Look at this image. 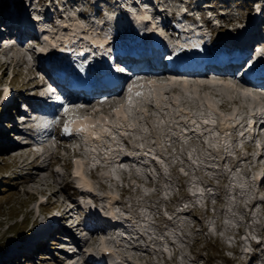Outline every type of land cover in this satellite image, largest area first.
<instances>
[{"label":"rangeland","instance_id":"obj_1","mask_svg":"<svg viewBox=\"0 0 264 264\" xmlns=\"http://www.w3.org/2000/svg\"><path fill=\"white\" fill-rule=\"evenodd\" d=\"M259 1L262 3L263 0ZM32 2L35 12L37 9L34 6L37 0H29V3ZM212 3L214 6L211 8L212 12L216 14L219 13L222 5L228 7L229 12L234 11L235 7L242 11V17L237 15L239 10L233 14V18L238 19L232 21L235 22L234 28L239 26V20L246 19L249 0H214ZM74 10L72 9L76 12V16L72 15L76 17L75 20L67 14L55 13L58 21L52 24L48 22L50 32L48 30L44 32L40 28L45 34L43 36L47 34L46 37L49 38V41L45 40L41 45L40 51L54 47L58 39L61 42L65 37L73 43L69 56L74 63H80L85 55L80 49L88 47L87 51L94 50L96 46L92 40H96L101 35H108L111 29L103 25V20L99 22L96 19V22H89ZM135 15L138 18L142 14L135 13ZM19 16H21L20 12ZM251 21V26L255 24L257 28L260 27L256 20ZM133 28L136 27L132 25L127 32ZM203 32L207 33L199 27L196 33ZM192 35L193 33L183 34L179 43L185 45ZM240 35L241 32L230 31L227 37L229 40H235ZM109 39L105 43H108ZM115 39L116 35L112 40ZM9 42L14 43V41ZM207 43L213 49L216 48L212 42L207 41ZM20 48L27 52V44H21ZM0 51V119L2 120L8 117L9 113L2 111L5 110L2 102H9L13 97L21 99L27 97L38 81L35 84H28L30 77L37 74L32 64L19 65L14 59L16 52L10 51L9 47L1 46ZM32 53L27 52L29 56L34 57ZM164 78L148 79L145 74L136 78L138 80L134 89L139 98L134 105L131 104L128 113L125 104L113 106L115 114L105 107L102 109L105 112H102L97 100L76 104L82 107L89 105L95 109L87 114L77 113L78 115H73V118L70 116L65 121L63 129L70 132L71 136L66 134L65 137H58L48 144L51 150L59 142L65 146V149H57V153L60 152L61 156L59 169L63 174L59 179H64L66 183L72 180L78 185L81 182L79 186L84 205L95 209L97 215L101 216L99 224L105 225L109 230V232L99 230L93 233L101 239V242L96 244L91 235L89 239L87 237L82 239L84 248L79 255L78 264H94L92 260H98L102 264H192L195 262L196 264H264V241L261 245L252 242V238L257 237L258 234H262L261 237L264 239V149L258 148V151H252L247 149V144L241 140L243 150L238 151L235 141L238 131L232 128L234 119L240 120L252 114L251 110L253 107H258L257 103L248 98L242 101L238 89L244 85L233 80H224L220 77L212 79L213 76L203 75L202 80L191 78L184 89L186 91L181 89L171 91L166 90V87L174 85L172 79L168 76ZM177 80H179L177 85L181 87L183 84L180 82H183L184 78L177 77ZM205 81L212 82L217 89L200 88V82ZM158 82L163 85L165 92L155 89ZM224 88L226 91L220 93ZM250 93L257 94L258 96L252 94L257 100H263V94L258 90L251 89ZM96 109L100 112H95ZM104 114L109 117L103 116ZM79 118L93 120L95 126L103 129V132L97 130L96 137L85 135V131H81L79 127L75 128ZM104 120L108 122L105 127ZM204 120H207L206 124L208 121L212 122L211 133L207 132L209 128ZM193 121H197L199 127L203 126L196 136L192 137L190 131L191 134L187 138L185 135L187 141L185 144L175 141L176 139L173 141L175 143L170 141L168 133L172 128L180 131L179 128L183 125L191 130L190 123H195ZM11 122L13 121L10 120ZM5 125L4 122L1 125L4 131L7 130ZM104 130H107L106 134ZM6 132L8 133V130ZM112 134H116L114 138ZM258 141L261 142V138H258ZM209 142L216 145L217 149L212 148ZM106 144H116L117 154L121 157L130 156L133 150H140L141 153L142 148L149 146L152 151L160 152L159 161L164 166L161 167L158 161L150 159L149 156H147L149 158L147 160H151L149 163L145 160L137 162L129 159L127 164L124 161L119 163L137 166L143 172L142 178L132 176V180H111L108 175L113 169L110 170V167L95 169L98 162H104V156L100 151L106 150L104 149ZM5 147L0 143V264H60L62 261L58 258L61 253L56 251V243H53L56 242L54 235L48 238V246H52L51 249L46 246L44 248L43 252L49 253L46 257L30 256L27 250L31 244L26 240H29L33 231L40 232L50 225L48 224L50 220L54 219L58 222L56 216L44 217L45 212L57 207L54 201L62 194L71 201V191L63 189L64 193L60 192L52 199L50 193L58 185L55 181L58 177L52 175V166H46L44 169L33 168V164H28L20 157L10 154L9 150L4 149ZM139 147L141 149H138ZM19 148L28 152L26 147ZM43 148L46 149L48 146L44 145ZM77 148L82 151L79 157L73 155L74 149ZM227 153L234 154L235 160L226 157ZM225 158L227 160L224 162ZM41 160L36 163L41 164ZM79 164L81 170L76 174L75 169ZM40 172L48 179L45 184L36 177ZM120 173L119 178L125 175ZM229 175H231L230 182ZM237 185L241 191L236 189ZM189 191H199L203 195L192 197ZM219 193L221 195H218ZM48 197L52 199L54 205L50 202L45 204ZM194 201L200 202V206L194 204ZM117 223L122 225L115 228ZM201 224L207 226L208 230H200ZM239 228L241 232L247 230L245 243L238 241ZM12 247L17 253L13 255L10 253L11 256H8L6 251ZM248 250L254 253L247 252ZM256 250L260 251L261 255L256 253Z\"/></svg>","mask_w":264,"mask_h":264},{"label":"bare ground","instance_id":"obj_2","mask_svg":"<svg viewBox=\"0 0 264 264\" xmlns=\"http://www.w3.org/2000/svg\"><path fill=\"white\" fill-rule=\"evenodd\" d=\"M26 1L27 0H12L11 1V4H12V6H14L15 9H17V6L19 4H25ZM124 8L125 9H128L129 8L128 5H127V3H124ZM133 9L134 10H131L130 12H128V11L126 12L127 26L128 27L125 28L122 32H117L118 36H120V35H129V38H131V37H135L137 35L145 34L146 28L147 27L148 28L152 27L153 23H155V21L153 20V18L151 16V13L144 6L133 7ZM135 13H138V14L141 13L142 15H141V17L139 16L140 18L138 17L139 18L138 19V18H136L137 16L135 15ZM65 14H67L70 18H73L74 20L76 18L75 17L76 16V12H73L72 10H70L69 13H65ZM72 14H75V16H74L75 18L73 17ZM115 15L116 14L111 13V17L109 19L110 20V24H111V26L109 27L111 29L110 30V33L108 35H105V36H103V35L100 34L101 36L98 35L99 37H97L96 40H92V42L95 44L96 48L94 50H91L90 51L91 52L90 58L85 59V60H82L81 59L80 63H77V64L74 63L75 64V69H77L78 71H85V70H87V65L88 64L89 65H93L94 64V62L91 61V60L95 59V56L97 58L101 59L103 57L101 53H103L105 51L106 52H109V51L114 50L115 48H118L120 46V42L121 41L118 42V45H108V44L105 43V41L107 39L111 38L112 36H114L116 34L115 33L117 31L116 23L117 22L119 24H122L123 23V20L120 17L115 16ZM13 16L17 20H19V17H21V16H19V14L17 12H15ZM35 18L36 19H39L40 17L39 16H36V17H33L31 19V17H29L28 14L26 13V14L23 15L22 20L26 24L28 22H30V24H33ZM143 22H145V23H143ZM38 23H40V25L36 24L35 26H36V28L39 31H40V28H42V29H45V31L48 30L50 32L49 27H48L49 26L48 23L41 22V21H38ZM144 24H145V26H144ZM132 25L136 27V30H138V31H136V35L131 30L129 32H126L129 28L131 29V26ZM181 26H183L182 28H185V32H188V35H191L193 33V35L185 43V46L188 47L187 48V52H188V54L190 56H192L195 52H198V55L195 57L197 59L196 63L199 64V62L203 60L202 58L205 57L207 54H213V55H217V56H221L222 55L221 48H216V49H213L212 50L211 46L207 43V39H206L207 38V35L206 34H202V35L197 34L196 33L197 31H194V29L191 28L192 27L191 25L185 26V25L181 24ZM256 27L257 26L255 24H253L252 26H250V24L248 23V24L244 25L241 28V32H243L245 35H247L253 28L256 29ZM187 28H188L189 31L188 30L186 31ZM46 36H47V34H46ZM46 36H44L45 40L46 41H49V38L46 37ZM50 43H52V42H50ZM53 46L54 47H48V48H46L44 50H41L40 51L41 55L42 56L45 55L44 57L51 55L52 56V59L54 61L53 64L56 65L57 67H60V68L61 67H66L67 65L72 64L73 61L71 59V56H69V52L73 48L72 41H70L69 39H67V38L64 37L63 38V41L60 42V40L58 39L57 42H56V44H54ZM61 49L65 53L63 55H61V56H58V52ZM9 50L16 52L14 54V59L17 60V62H18L19 65L27 64V61L25 59V54L28 51H31V48H27V52H25L26 50L23 51L20 48V45H12V46L9 47ZM80 50L82 51V54H85V53L88 52L87 51L88 50V47H83ZM211 50H212V52H210ZM227 53H229V52H227ZM260 54H261V56L263 54V56L262 57L261 56H258V59L255 61L256 62V66L258 68H264V48H263V50H261V53ZM225 56H227V54ZM98 63L100 65V67H104V65L100 62V60H98ZM248 74H250V73H248ZM166 75H167V73H160V72H157V71H151L150 73L145 74V76L148 79H153L154 78L153 80H155V79H162V78L166 77ZM203 75H204L203 72L202 73H198V74L193 73V72H191V73H184L183 72V73H179L178 75H174V77L171 78L172 79V83H174V85L173 86H170V87H166V90L177 91L178 89H181L182 91H186L184 89L186 87V84L188 82H190V79L191 78H193V79L194 78H200L201 79V76H203ZM139 77L140 76H137V77H134V78L132 77L130 79V81L128 82V86L126 88V91H125V89L124 90L122 89V91L121 90H114L112 93H110L108 96H106L105 99L96 98V99H92V100L86 101V102H83V101L81 102L80 100L79 101L76 100V101L72 102L69 105V107L67 108L68 109L67 110V113L64 114V115H62V118L65 119V120H67L70 116H72V118H73V115H76L77 113H81V114L82 113H85V114H87L89 111L94 110L95 108L90 107L89 105L88 106L86 105V106H83V107L82 106H76V104L80 105L82 103L83 104L90 103V102L95 101V100H97L100 104H102V105L98 104V106H100V108H101L100 109L101 111H102V109L104 107L107 108V110L114 111V107L113 106H117L118 104H125V107H127L126 108V112L129 111V109H131L130 108L131 107V104L134 105L136 103V99L139 98L138 93H136L135 92L136 90L134 89V87L136 86V82H137L136 80H138L136 78H139ZM177 77L184 78V81L183 82H180V83L183 84L181 87L177 85V83L179 82V80H177ZM141 79H143V78H141ZM212 79H214V77ZM37 81H38L37 77L31 76L30 79L28 80V84H31V83L32 84H35ZM157 81H160V80H157ZM211 81H214V80H211ZM164 83H162V84H164ZM200 84H201L200 88H202L204 90H208V89H211V88L212 89H217L216 88V85L213 84L212 82L210 83V82H206L205 81V82H200ZM226 88H227V86H226ZM155 89L157 91H159V90H163L164 92L166 91V90H164L165 88L163 87V85H161L159 82H158V84L155 85ZM221 89H223V88H221ZM251 89H253V88L252 87L251 88H248V87H245V86H242V87H240L238 89V95H239V98L242 99V101H243V99H247V98L248 99H253V101L255 103H257V105H258V109L256 107H253V109L251 110V113L252 114L249 115V117L251 118L250 125L246 129L243 126L240 127L239 130H242V133L244 131L245 132H247V131L248 132H251L252 126H253V121H254V118L253 117L255 115V112L259 116H264V96L262 95L263 100L262 99L261 100H257L254 96H252V94H255V93H250ZM254 90H257V89H254ZM225 91H226V89L224 88V90L222 92H220V93H223ZM255 95L258 96L257 94H255ZM257 98H259V97H257ZM129 99L131 100V103H129ZM238 99H236V100H238ZM101 100H103V101H101ZM261 103H263V104H261ZM97 109L95 110V112H100V111H97ZM102 112H105V111H102ZM114 114H115V111H114ZM103 116H108V115L104 114ZM79 117H80V115H79ZM123 118H124V120H126L125 117H123ZM85 119L79 118L76 121V123H75V128L77 129L79 127V129H81L82 127H86L87 128V131H85L84 134L87 135V136H91V137H96L97 136V134H95V133H98V132H96L97 130H101L103 132V129H98L95 126V123H94L93 120H89L87 118H85ZM208 120H210V119L208 118ZM204 121H205L204 123L206 124V121L207 120H204ZM193 122H195V121H193ZM66 124H67V122H66ZM211 124H212L211 121H208V123L206 124V126L209 128L207 132H210V131L212 132V129H211V126L212 125ZM103 125L105 127V125H108V122H106V120H104ZM190 126L192 127L191 128L192 130H189L187 126H183V125L179 128L180 131H178L177 128H175L176 130L174 128H172L169 131V133H168V136H169L168 138L172 142L176 139L175 141H179V142H182V143L184 142L183 144H185L187 142L186 141V138L192 132H194L196 130L195 133H194V135H197L198 132H200L198 130H200L201 127H203L202 125L199 127L197 121L195 123H190ZM229 127H230V125H229ZM232 128H235L234 131H236V132L238 131V124H237V120L236 119H234V123L232 124ZM190 131H191V133H190ZM104 133L106 134L107 133V130H104ZM66 134H68V136H69L71 133L70 132H67V130H66ZM114 135H116V134H112L111 136H113V138H114ZM185 135H186V138H185ZM9 136H10V141L11 142L15 141V139H13V136L11 134H9ZM115 140H116V138H115ZM173 143H175V142H173ZM260 143H261V145H263L262 142H260ZM210 145H212V148L217 149V146L216 145L211 144V143H210ZM105 147H106V148H104V149H106L105 151H103V149L100 151V153H102L103 156H104V160H103L104 162H102V163L105 164V165H103V167H96L95 169L96 170H101L104 167H110V170L113 169V172L108 175V177H110V179L113 176L119 178L121 176V173L120 172L124 173L126 176L131 175V176H134V177L136 176L137 178H140V177L142 178L143 172H141L137 166H130V165H123V166H121L122 164L119 163V162L124 161L127 164V160L132 159V160H135L137 162L138 161L141 162V161L145 160L147 163H149L151 160H147V159H149V158H147V156H149L150 159H156L158 161V163H160L159 160H161V158H160L161 157L160 156L161 155L160 152H158V151H152V149L149 148V146H145L142 149L139 147L138 149H141L142 150L141 153H139L140 150H138V151H134L133 150L132 152H130V154H129L130 156L124 155V157L123 156L121 157V156H119V154H117L116 144L115 145L106 144ZM45 152H48L49 153L50 152V149H45ZM133 152L135 154H133ZM9 153L10 154L12 153L13 155H15V157H20L23 161L28 162V164H33L36 160H38L41 157L39 155L37 157L36 156H33L31 158V155H30L29 152L24 151L23 148L17 149L15 146H13L9 150ZM73 154L74 155H80L81 154V150H79L78 148L77 149H74ZM227 157H228V155H227ZM225 160H224V162H225ZM116 163H119V164H116ZM160 166L163 167L164 165H162L160 163ZM121 167L128 168V171L123 170L124 168H121ZM80 170H81V166L79 164L78 166H76V169H75L76 174L80 173ZM39 174H38V176H36L37 179H39L40 182H43V184H45L46 181H48L47 177L42 176L41 173H39ZM57 174L58 173L55 170L52 171V175H55L56 176ZM81 176L83 177V175H81ZM232 180H233V178H232ZM27 181H29V179ZM36 182H38V181L36 180ZM79 185L81 186V182H79ZM236 189L238 191H241V188L238 185H237ZM192 193H193V196L194 195L197 196L198 194H202L203 195V193H200L199 191L197 193H196V191H192ZM204 194H206V193H204ZM52 195L53 196H57L58 195V191H56V190H54V192L52 191ZM55 203H57L56 205L59 206V207L65 206V202H63V201H59V202H55ZM120 225H122V224L121 223L120 224L117 223V226L115 228L119 227ZM96 232H99V231H96ZM92 240H94V244H96L98 242H101L100 237H96L95 235L92 236ZM44 257H46V256H44ZM71 260H73V259H71ZM60 264H77V262H71L69 260H62V262Z\"/></svg>","mask_w":264,"mask_h":264},{"label":"snow or ice","instance_id":"obj_3","mask_svg":"<svg viewBox=\"0 0 264 264\" xmlns=\"http://www.w3.org/2000/svg\"><path fill=\"white\" fill-rule=\"evenodd\" d=\"M129 103H131V100L130 99H129ZM80 130L81 131H87V128L86 127H82Z\"/></svg>","mask_w":264,"mask_h":264}]
</instances>
